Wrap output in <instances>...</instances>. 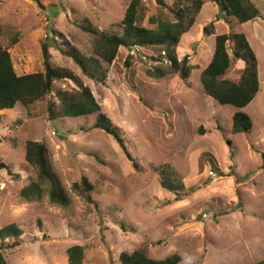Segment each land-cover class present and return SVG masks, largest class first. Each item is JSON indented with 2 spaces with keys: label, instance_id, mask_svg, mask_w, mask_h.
<instances>
[{
  "label": "rangeland",
  "instance_id": "rangeland-1",
  "mask_svg": "<svg viewBox=\"0 0 264 264\" xmlns=\"http://www.w3.org/2000/svg\"><path fill=\"white\" fill-rule=\"evenodd\" d=\"M130 1L0 0V48L8 50L16 74L43 73L42 45L49 42L53 64L71 69L90 88L141 168H133L112 136L94 128L96 114L50 121L49 97L0 113V162L11 169L0 171V229L15 224L23 232L18 247L4 250L5 260L69 264L67 250L81 246L82 264H121L122 253L142 248L154 260L177 254L179 264H263L264 0H252L261 15L246 24L212 0H201L196 25L177 48L178 59L189 56L193 67L187 81L177 76L152 79L148 71L156 68V53L121 48L106 84H96L47 39L57 32V44L67 40L91 56V37L79 24L89 19L102 31L122 33ZM164 1L167 8L142 0L137 24L154 29L160 22H175L171 9L178 3ZM210 23L215 34L206 36ZM231 32L247 37L258 61L260 91L242 110L253 122L248 135L232 134L237 110L206 96L200 80L215 37ZM229 55L225 79L237 82L245 65L231 51ZM56 86L76 88L72 81ZM27 141L48 147L70 197L68 207L51 204L46 192L33 201L21 198L20 191L34 179L24 160ZM166 164L182 176L186 192L181 199L161 186L155 169ZM83 178L95 187L94 204L73 191Z\"/></svg>",
  "mask_w": 264,
  "mask_h": 264
},
{
  "label": "trees",
  "instance_id": "trees-1",
  "mask_svg": "<svg viewBox=\"0 0 264 264\" xmlns=\"http://www.w3.org/2000/svg\"><path fill=\"white\" fill-rule=\"evenodd\" d=\"M157 3L167 8L164 0ZM177 9H171L175 22H160L154 29L141 27L137 24V16L142 0H131L122 21L123 31L107 32L96 27L89 19H84L79 28L91 37V56L83 55L67 40L57 44V32L54 38L47 36L48 41L55 43L63 57L71 59L81 73L96 84L105 85L108 69L117 57L119 50L124 49H152L156 53L153 61L156 68L148 71L152 79L161 80L167 76H177L182 81L190 78L193 70L189 56L178 59L177 48L181 37L192 29L197 22L203 2L201 0H175ZM219 8L236 19L239 24H246L260 18V11L252 0H212ZM155 19H153V22ZM1 34V32H0ZM206 36L215 34L214 23L204 28ZM16 41V39H15ZM42 45L44 72L18 76L8 50L0 48V113L10 112L18 104L28 108L35 102L49 97L47 100V114L50 121H62L68 118L87 117L96 114L95 129L112 136L121 148L128 162L140 171V165L133 158L125 146V141L108 117L101 112V107L93 96L89 87L85 86L80 77L71 69L53 64L50 46ZM231 51L233 57L244 63L245 67L239 81L225 79L231 67ZM125 64L131 66L128 57ZM203 92L221 106H232L237 111L232 118V134H250L253 122L245 109L256 98L260 91L259 69L247 37L242 33L222 34L215 37L214 50L209 62L200 73ZM72 81L76 88L64 89L57 87V83ZM230 145L231 142L228 141ZM24 160L31 167L34 179L20 191L25 201H33L48 194L50 203L60 207L70 205V197L56 174L48 147L40 142L27 141L24 146ZM10 167L0 162V171ZM155 171L160 176L162 188L173 192L178 198L185 196L186 187L182 176L169 165H161ZM73 191L87 203L94 204V185L86 178L73 184ZM184 194V195H183ZM23 235L17 225L10 224L0 229V264H8L3 256L7 248H16ZM13 240L11 243L10 241ZM84 250L81 246H74L67 250L69 264H82ZM121 264H179L182 259L175 254L165 260H154L148 257L145 248L138 249L131 254L122 253ZM264 264V263H263Z\"/></svg>",
  "mask_w": 264,
  "mask_h": 264
},
{
  "label": "built area",
  "instance_id": "built-area-1",
  "mask_svg": "<svg viewBox=\"0 0 264 264\" xmlns=\"http://www.w3.org/2000/svg\"><path fill=\"white\" fill-rule=\"evenodd\" d=\"M210 175H211V176H214V174H213L212 172H210Z\"/></svg>",
  "mask_w": 264,
  "mask_h": 264
}]
</instances>
